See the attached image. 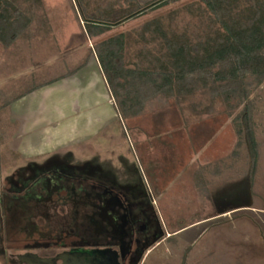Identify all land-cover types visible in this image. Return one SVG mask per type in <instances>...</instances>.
<instances>
[{
  "label": "rangeland",
  "instance_id": "1",
  "mask_svg": "<svg viewBox=\"0 0 264 264\" xmlns=\"http://www.w3.org/2000/svg\"><path fill=\"white\" fill-rule=\"evenodd\" d=\"M35 1L19 0L24 9L31 4V23L11 45L0 42V188L16 167L54 151L94 155L115 165L123 158L144 176L169 231L186 226L151 250L143 264H264V83L235 108L217 98L206 111L210 100L200 92L181 103L158 95L139 115L126 117L101 66L88 59L96 55L100 42L124 35L123 60L133 67L138 49L158 46L150 41V32L149 42H138L145 23L157 17L168 23L171 10L195 0L171 3L93 38L81 32L62 35V23H70L71 16V26L75 19L84 29L77 2L69 18L51 10L49 16L59 18L51 22L41 9L46 5ZM150 1L90 0L81 5L88 7L87 15L109 10L115 16ZM192 20L182 10L173 27L183 30ZM66 76L41 94L28 95ZM13 100L25 125L13 118ZM247 110L257 144L255 157L238 132ZM28 117L31 124H26ZM11 217L0 222L12 247L26 236L14 230Z\"/></svg>",
  "mask_w": 264,
  "mask_h": 264
},
{
  "label": "trees",
  "instance_id": "2",
  "mask_svg": "<svg viewBox=\"0 0 264 264\" xmlns=\"http://www.w3.org/2000/svg\"><path fill=\"white\" fill-rule=\"evenodd\" d=\"M180 0H152L110 16L109 10L87 15L80 7L88 35L99 36L131 18L143 16ZM35 2L41 3V0ZM186 10L193 19L180 30L173 27L175 15ZM31 4L0 0V42L17 40L31 23ZM169 22L157 17L145 23L138 42L157 41V47L138 49L134 66L124 62L125 37L117 35L96 45L103 74L120 101L126 117L139 115L155 96L175 98L179 103L197 92L206 94L212 110L217 98L229 108L246 102L264 83V0H195L169 12ZM81 64L79 67L83 66ZM78 67V68H79ZM234 99V102L231 100ZM249 106H247L248 108ZM239 134L256 156L251 111L243 114ZM253 166V162L251 163ZM252 171V170H251Z\"/></svg>",
  "mask_w": 264,
  "mask_h": 264
},
{
  "label": "flooded vegetation",
  "instance_id": "3",
  "mask_svg": "<svg viewBox=\"0 0 264 264\" xmlns=\"http://www.w3.org/2000/svg\"><path fill=\"white\" fill-rule=\"evenodd\" d=\"M7 213L14 230L26 236L11 247L7 264H29L19 258L25 253L71 264L64 254L81 249L103 253L102 264H143L151 250L186 227L169 231L136 165L72 150L30 159L7 175L0 220Z\"/></svg>",
  "mask_w": 264,
  "mask_h": 264
},
{
  "label": "crops",
  "instance_id": "4",
  "mask_svg": "<svg viewBox=\"0 0 264 264\" xmlns=\"http://www.w3.org/2000/svg\"><path fill=\"white\" fill-rule=\"evenodd\" d=\"M136 1H138V0H136ZM77 2V4L79 5H81V3H84V4H86V5H88L89 4V2H90V0H41V5L43 6V4H45L46 5V7L47 8H41L42 9V11H43V13H47V19H51V22H54V21H58L59 20V18H54V16L53 17H51V16H49V13L50 14H53V12H50L51 10H53V9H57V10H61V12H62V15L63 14H66L65 16H68V18H69V16H70V14H71V11H72V5H73V7L74 8H76V5H75V3ZM39 3V2H38ZM81 6H83V5H81ZM80 6V7H81ZM57 13V12H56ZM72 15V14H71ZM60 17H61V15H59ZM83 17V16H82ZM72 16L70 17V20L72 21ZM78 18L79 19H81V21H82V18H80L79 16H78ZM70 20H68V21H70ZM74 21H73V23H72V26H71V21H70V23H65V22H63L62 23V26L65 28V30H64V32L62 33V35H64V36H68V37H72V36H74V35H77V33H79V32H81V34H82V36H88L89 38H91L89 35H88V33H87V31H86V27L84 26V29L82 28V30H80V26L78 25V23H77V21H76V23H75V19H73ZM55 24H57L56 22H55ZM70 25V28L71 29H69L67 26H69ZM73 25L75 26V27H73ZM72 30V31H71ZM90 58H92L93 60H95V62L97 63V65H100L99 64V61H98V58H97V56L96 55H91V56H89L88 57V59H90ZM86 62V61H85ZM83 67V66H82ZM81 67V68H82ZM101 69V68H100ZM71 76V75H70ZM67 77H69V76H66V77H62V78H60V79H55L54 81H52V82H50L49 84H47V85H42V86H38L37 88H35V89H33L31 92H29V93H31V94H28V95H37V94H41L42 93V91L43 90H46L45 88H47L48 86H51V85H56V84H59V82L61 81V79H63V80H65ZM103 79H104V81H105V76H104V74H103ZM60 80V81H59ZM62 80V81H63ZM25 98V97H24ZM15 100V99H14ZM13 100V102L11 103V104H9V106H10V108H13L12 109V112H13V118L15 119V120H18L19 121V125H25V122H24V120L22 119V116L20 115L19 116V114L17 113L16 114V110H17V112H18V110L20 109L19 108V106H18V101H14ZM22 100H24L23 98H22ZM15 110V111H14ZM38 114H40V113H38ZM39 118H41L40 117V115L38 116V119ZM26 124H31V119H29V117L26 119ZM50 132V131H49ZM7 174V173H6ZM7 215H8V213H7ZM4 218V217H3ZM7 232H8V230L6 229L5 230V226H3V222H1L0 223V248H1V250H0V264H7V256H8V254H10L11 252H13V249L11 248V246H9V242H7L6 241V234H7ZM3 250V251H2Z\"/></svg>",
  "mask_w": 264,
  "mask_h": 264
},
{
  "label": "water",
  "instance_id": "5",
  "mask_svg": "<svg viewBox=\"0 0 264 264\" xmlns=\"http://www.w3.org/2000/svg\"><path fill=\"white\" fill-rule=\"evenodd\" d=\"M64 257H66L67 262L71 264H102L103 261L107 260V256L101 252L85 251L82 249L64 254ZM19 258L21 261L29 264H57L56 258H42L34 253L20 254Z\"/></svg>",
  "mask_w": 264,
  "mask_h": 264
}]
</instances>
